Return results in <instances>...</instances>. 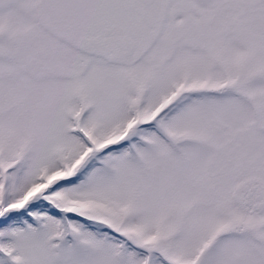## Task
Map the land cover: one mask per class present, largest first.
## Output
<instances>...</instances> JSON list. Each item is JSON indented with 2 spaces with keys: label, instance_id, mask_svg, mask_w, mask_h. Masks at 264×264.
<instances>
[{
  "label": "snow or ice",
  "instance_id": "snow-or-ice-1",
  "mask_svg": "<svg viewBox=\"0 0 264 264\" xmlns=\"http://www.w3.org/2000/svg\"><path fill=\"white\" fill-rule=\"evenodd\" d=\"M0 264H264V0H0Z\"/></svg>",
  "mask_w": 264,
  "mask_h": 264
}]
</instances>
